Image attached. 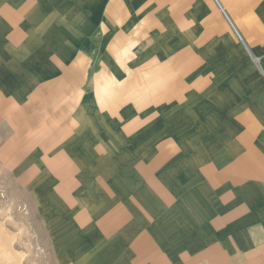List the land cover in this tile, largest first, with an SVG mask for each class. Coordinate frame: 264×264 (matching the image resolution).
Segmentation results:
<instances>
[{
	"label": "crops",
	"instance_id": "1",
	"mask_svg": "<svg viewBox=\"0 0 264 264\" xmlns=\"http://www.w3.org/2000/svg\"><path fill=\"white\" fill-rule=\"evenodd\" d=\"M0 142L51 264H264V0H0Z\"/></svg>",
	"mask_w": 264,
	"mask_h": 264
},
{
	"label": "rangeland",
	"instance_id": "2",
	"mask_svg": "<svg viewBox=\"0 0 264 264\" xmlns=\"http://www.w3.org/2000/svg\"><path fill=\"white\" fill-rule=\"evenodd\" d=\"M2 144L0 142V146ZM6 160L0 157V222H5L4 226L13 233L21 231L14 247L25 251L24 264H51V256L44 246L45 238L40 236L38 198L33 191L20 188L16 181L18 174L6 172ZM22 160L16 158L14 165L21 164Z\"/></svg>",
	"mask_w": 264,
	"mask_h": 264
},
{
	"label": "bare ground",
	"instance_id": "3",
	"mask_svg": "<svg viewBox=\"0 0 264 264\" xmlns=\"http://www.w3.org/2000/svg\"><path fill=\"white\" fill-rule=\"evenodd\" d=\"M4 224L0 222V264H24L25 251H18L14 247V241H18L21 231L13 233Z\"/></svg>",
	"mask_w": 264,
	"mask_h": 264
}]
</instances>
